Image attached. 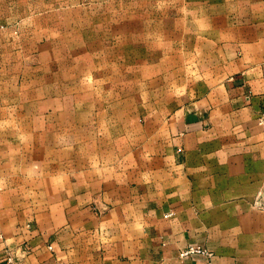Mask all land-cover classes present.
<instances>
[{"label":"crops","instance_id":"1","mask_svg":"<svg viewBox=\"0 0 264 264\" xmlns=\"http://www.w3.org/2000/svg\"><path fill=\"white\" fill-rule=\"evenodd\" d=\"M229 5L216 88L171 112L132 162L83 186L54 184L59 205L33 207L21 184L6 190L14 146L0 125V264H208L180 258L189 245L210 250V264H264V212L253 207L264 187V0ZM43 182L22 187L44 202Z\"/></svg>","mask_w":264,"mask_h":264},{"label":"rangeland","instance_id":"2","mask_svg":"<svg viewBox=\"0 0 264 264\" xmlns=\"http://www.w3.org/2000/svg\"><path fill=\"white\" fill-rule=\"evenodd\" d=\"M229 4L0 0V125L14 146L6 190L21 184L33 207L59 205L54 184L83 186L154 146L171 112L219 84ZM24 181H44V202ZM262 194L253 207L264 212Z\"/></svg>","mask_w":264,"mask_h":264},{"label":"built area","instance_id":"3","mask_svg":"<svg viewBox=\"0 0 264 264\" xmlns=\"http://www.w3.org/2000/svg\"><path fill=\"white\" fill-rule=\"evenodd\" d=\"M259 123L264 126V113L259 117ZM179 257L182 259H200L203 258L210 264L214 259V254L201 246L189 245L179 252Z\"/></svg>","mask_w":264,"mask_h":264}]
</instances>
